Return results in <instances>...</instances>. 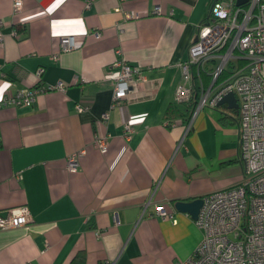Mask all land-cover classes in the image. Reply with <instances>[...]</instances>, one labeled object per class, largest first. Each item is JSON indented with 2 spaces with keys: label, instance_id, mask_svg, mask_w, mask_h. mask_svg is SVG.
<instances>
[{
  "label": "crops",
  "instance_id": "0c3cea01",
  "mask_svg": "<svg viewBox=\"0 0 264 264\" xmlns=\"http://www.w3.org/2000/svg\"><path fill=\"white\" fill-rule=\"evenodd\" d=\"M23 1L15 13L14 0H0V99L39 92L31 105L0 106V211L26 205L31 217L0 229V264H71L82 251L84 264L183 262L204 233L174 203L243 176L239 108L208 103L194 115L193 98H176L180 64L214 0ZM68 35L78 48L55 59ZM118 58L147 79L112 107L106 71ZM59 82L64 91L43 90ZM100 134L106 153L93 144Z\"/></svg>",
  "mask_w": 264,
  "mask_h": 264
},
{
  "label": "built area",
  "instance_id": "2783aa9c",
  "mask_svg": "<svg viewBox=\"0 0 264 264\" xmlns=\"http://www.w3.org/2000/svg\"><path fill=\"white\" fill-rule=\"evenodd\" d=\"M236 3L237 0L213 1L208 19L199 25L188 59L180 64L182 78L176 98L179 102L192 98L195 75L201 93L194 115L202 106L208 103L216 106L224 95L235 93L240 113L238 142L243 176L236 185L203 196V206L195 220L204 233L203 238L191 256L177 264H264V0ZM23 6V0H14L15 13ZM128 16L135 17L132 13ZM79 44L75 35L62 36L53 57L57 59L59 53L77 49ZM231 62L235 65L218 82ZM209 66L213 67L209 71L211 82L204 87L202 71H208ZM41 72L42 69L37 71ZM106 79L112 83V107H116L130 100L132 88L147 79V71L118 58L107 68ZM52 88L64 91L66 85L59 82L43 90ZM38 92L39 89L33 88L7 95L0 99V106L31 105ZM77 107L82 109L81 105ZM108 117L109 113L103 115L104 119ZM132 132V126L126 124L127 139ZM108 143L104 134L96 135L93 140L102 153L108 151ZM77 155L67 158V168L71 171L79 166ZM148 204L143 207V214ZM155 210L163 219L171 215L163 204ZM30 217L26 205L6 213L0 211V229L26 225Z\"/></svg>",
  "mask_w": 264,
  "mask_h": 264
},
{
  "label": "water",
  "instance_id": "95a60500",
  "mask_svg": "<svg viewBox=\"0 0 264 264\" xmlns=\"http://www.w3.org/2000/svg\"><path fill=\"white\" fill-rule=\"evenodd\" d=\"M247 1L248 0H237L236 4L243 5ZM225 102L229 103L231 107L239 108L238 99L234 92H229L224 95L218 104L220 105ZM174 206L178 211L188 213L194 220H197L203 206V197H198L191 201L177 200Z\"/></svg>",
  "mask_w": 264,
  "mask_h": 264
},
{
  "label": "trees",
  "instance_id": "16d2710c",
  "mask_svg": "<svg viewBox=\"0 0 264 264\" xmlns=\"http://www.w3.org/2000/svg\"><path fill=\"white\" fill-rule=\"evenodd\" d=\"M208 16L202 21H206L208 19ZM242 63V61H241ZM235 64H233V62H231L229 64V67L226 69V71L220 75L219 79H218V82H222L225 77L228 75L229 73V70H230V67L233 66ZM213 69L212 66H209L208 68V71L207 70H204L202 71V79H203V82H204V87L208 86L211 82V74L209 71H211ZM196 75H195V81H194V91H193V95H192V98L194 99V104H197L198 100H199V97H200V93H201V86L198 84L197 80H196ZM191 98V99H192ZM85 263V253L84 251L82 252H78L72 259L71 261V264H84Z\"/></svg>",
  "mask_w": 264,
  "mask_h": 264
}]
</instances>
